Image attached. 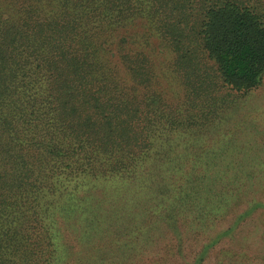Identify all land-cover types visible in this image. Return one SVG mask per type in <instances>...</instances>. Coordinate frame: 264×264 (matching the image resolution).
I'll list each match as a JSON object with an SVG mask.
<instances>
[{
  "label": "trees",
  "instance_id": "16d2710c",
  "mask_svg": "<svg viewBox=\"0 0 264 264\" xmlns=\"http://www.w3.org/2000/svg\"><path fill=\"white\" fill-rule=\"evenodd\" d=\"M263 73L264 0H0V264H264V141L217 128Z\"/></svg>",
  "mask_w": 264,
  "mask_h": 264
},
{
  "label": "rangeland",
  "instance_id": "374dc122",
  "mask_svg": "<svg viewBox=\"0 0 264 264\" xmlns=\"http://www.w3.org/2000/svg\"><path fill=\"white\" fill-rule=\"evenodd\" d=\"M153 59L156 63V85L154 86V88L160 91L163 94L164 98L167 99L169 102H179L182 90L179 86H177V82L175 81L173 73L169 71V67H166L168 65L167 58L154 56ZM203 63L208 66L212 65V61L208 58H204ZM247 95H249V97H244V95H240L239 97L237 96L238 100L236 102V108L233 105L231 106V110L227 108L222 124L217 126L218 129L222 128L225 134L230 135V137H227V139L233 141L234 144L240 143V145L243 146V149L244 141H246L248 144L254 141H264V73L261 78L260 85ZM247 112H251L249 115L252 117V120H247ZM244 120L246 121L245 123ZM187 137L179 140L177 139V141L179 143L185 144ZM192 138L193 137L189 138V141H192L191 145L193 144V140H191ZM230 138H232V140ZM206 140H208V138ZM230 145L231 144L228 143L227 147L230 148ZM242 180H244V177H242ZM100 186L104 187V183H101ZM120 186L121 185L119 184H115V186L113 184V187L111 186L109 188L98 189L93 188L94 190L90 189L89 191H95V193L101 194L102 192L109 190L106 193H102L106 196L111 193L112 196L117 195L118 192L122 193L120 196H118L119 199L115 198V200H113L101 197L98 202L101 206H106L107 203L112 202L115 206H119L118 209L126 210L128 212L134 210L131 205L132 195L128 194V190H123V192H121L119 188ZM94 198L95 196L91 197V199ZM257 222L259 223L257 227L259 228V230L254 233L258 236L257 241L259 242V247H264V211L259 214ZM253 229L254 228H251V230ZM70 232L72 233L73 238H77L80 234V229L76 228L71 230ZM58 240L59 241H57V243L60 242V239ZM238 248V251L232 249L234 250L232 252L231 250H229L230 248L227 249L224 244L220 245L219 243V246L212 249L209 254H207L204 264H237L241 262L239 261L240 259H244V253H246L244 252V249L240 247ZM83 253L84 252H81V254ZM188 256L189 258H191L192 255L189 254ZM236 258H238L239 260H236ZM81 263L82 261L80 260L79 256H76L75 259L70 261V264Z\"/></svg>",
  "mask_w": 264,
  "mask_h": 264
}]
</instances>
